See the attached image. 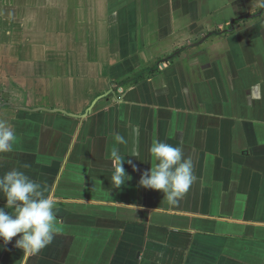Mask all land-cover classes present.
<instances>
[{"label": "crops", "instance_id": "1", "mask_svg": "<svg viewBox=\"0 0 264 264\" xmlns=\"http://www.w3.org/2000/svg\"><path fill=\"white\" fill-rule=\"evenodd\" d=\"M262 3L0 0V122L17 136L0 176L40 183L60 228L26 264H264ZM154 139L193 162L174 206L139 186ZM18 238L0 264H25Z\"/></svg>", "mask_w": 264, "mask_h": 264}, {"label": "clouds", "instance_id": "2", "mask_svg": "<svg viewBox=\"0 0 264 264\" xmlns=\"http://www.w3.org/2000/svg\"><path fill=\"white\" fill-rule=\"evenodd\" d=\"M261 7H264V3ZM112 139L114 145L109 159L113 169L111 183L119 189L131 179L125 172L124 157L120 155L118 147L127 141L119 133H114ZM16 140L14 128L0 122V154L11 152ZM148 152L152 166L142 173L139 186L160 191L163 193L162 201L177 205L197 179L191 158L185 156L181 146H173L159 139L152 141ZM131 156H135V153ZM127 163L132 164V161L128 160ZM133 170H136L135 165ZM0 195L5 201L0 206V240L7 245L19 234L14 246L23 250L26 264L29 255H35L49 246L60 231L54 215L57 201L50 194L45 195L40 183L18 169L0 176Z\"/></svg>", "mask_w": 264, "mask_h": 264}]
</instances>
